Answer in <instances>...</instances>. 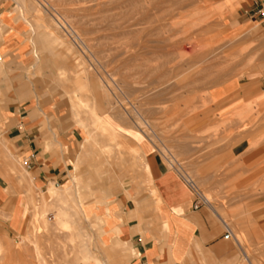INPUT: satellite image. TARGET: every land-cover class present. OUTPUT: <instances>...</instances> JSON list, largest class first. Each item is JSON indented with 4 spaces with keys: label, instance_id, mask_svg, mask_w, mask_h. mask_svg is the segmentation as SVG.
<instances>
[{
    "label": "rangeland",
    "instance_id": "rangeland-1",
    "mask_svg": "<svg viewBox=\"0 0 264 264\" xmlns=\"http://www.w3.org/2000/svg\"><path fill=\"white\" fill-rule=\"evenodd\" d=\"M241 1L14 0L16 12L30 26L36 57L27 80L36 87L40 107L50 104L52 117L75 130L79 140L77 164L66 182L56 185L62 188L58 199L46 197L48 188H30L23 210L14 212L15 230L8 216L0 217V264H37L38 259L69 264L80 242L91 264H135L140 255L133 246L107 247L110 235L103 228L108 223L91 219L89 212L108 200L106 189L95 192L104 179L113 190L127 186L137 196L153 195L145 171L147 153H155L209 200L207 208L227 219L221 211L226 202L214 197L210 187L231 177L237 160L210 152L231 149L238 134L223 122L204 133L199 127L217 122L207 97L211 87L239 78L256 79L264 89V0H244L257 9L256 25L232 30L228 25L236 22ZM93 109L114 129V142L123 145L114 146L108 135L94 130ZM254 115L244 131H261L264 113ZM257 135L255 149L264 146V132ZM261 165L264 161L255 168ZM76 169L81 190L73 182ZM21 170L26 174L23 164ZM229 187L215 192L236 196L238 191ZM75 234L80 238L71 240ZM236 240L252 264H264V245ZM186 264L202 263L192 259Z\"/></svg>",
    "mask_w": 264,
    "mask_h": 264
},
{
    "label": "crops",
    "instance_id": "crops-1",
    "mask_svg": "<svg viewBox=\"0 0 264 264\" xmlns=\"http://www.w3.org/2000/svg\"><path fill=\"white\" fill-rule=\"evenodd\" d=\"M256 10L244 0L239 2L236 22L228 26L232 30L255 26ZM29 33L30 26L16 12L14 0H0V217L8 216L12 230L14 212L23 210L27 189L65 183L78 157L77 132L65 129L52 117L50 104L40 107L36 87L27 80L36 58ZM262 95L264 89L256 79L239 78L207 92L217 122L200 123L199 129L203 128V133L215 130L223 122L230 125V132L238 134L231 141V149L210 152L227 153L228 158L237 160V165L231 166L235 168L232 176L222 185L210 187L214 197L226 202V208H221L226 220L205 205L196 210L195 195L188 183L155 153H147L145 171L153 195L137 196L127 186L113 190L105 179L103 186L101 182L95 186V192L100 187L109 191L108 200L89 212L91 219L108 223L103 228L111 239L107 247L130 243L140 255L135 264H186L192 259L202 264H244L243 257L246 264H252L236 236L247 238L254 246L264 245V165L255 168L264 161V146L252 148L259 144L257 134L264 132V124L254 133L242 127L250 124L254 112L264 113V105L259 102ZM225 186L236 189V196L215 192Z\"/></svg>",
    "mask_w": 264,
    "mask_h": 264
},
{
    "label": "bare ground",
    "instance_id": "bare-ground-1",
    "mask_svg": "<svg viewBox=\"0 0 264 264\" xmlns=\"http://www.w3.org/2000/svg\"><path fill=\"white\" fill-rule=\"evenodd\" d=\"M228 5H230V4H227V6ZM232 6V5H231ZM216 9V8H215ZM199 10V9H198ZM202 11V10H201ZM212 11V10H211ZM210 11V12H211ZM205 18V17H204ZM59 22V21H58ZM60 23V22H59ZM60 25H62V23H60ZM63 27V26H62ZM114 97L118 100V97L114 94ZM256 102H258V101H256ZM259 102L262 104V103H264V95L263 96H261V98L259 99ZM256 103H254V105H255ZM252 105V104H251ZM249 107H251V106H249ZM255 108V107H254ZM110 109V108H109ZM112 110L114 109H116V107H114V108H111ZM249 109V108H248ZM129 110V109H128ZM129 113V112H128ZM127 113V114H128ZM91 120H92V124H93V127H94V130H97L100 134H104V135H108V136H105V137H107L108 138V140H109V143H112V142H114V138H116V137H114V129H112L111 127H110V123L107 121V120H105L104 118L102 119V117L101 116H99V114L97 113V112H95L94 111V109L92 110V113H91ZM141 122V121H140ZM138 123V122H137ZM138 124H140V123H138ZM140 126H142V124H140ZM140 126H139V128H140ZM141 129V128H140ZM94 130H92L91 131V133L90 134H92V137H93V132H94ZM146 132V131H145ZM116 134H117V132H116ZM114 137V138H113ZM119 138V137H118ZM126 141H129V140H127L126 139ZM130 142V141H129ZM115 143V142H114ZM121 143V145H123L122 144V142H120ZM115 144H117V142L115 143ZM120 144H117V145H114V146H116V147H120L121 146ZM122 148V147H121ZM123 148H124V146H123ZM104 149H105V147H104ZM127 149V148H126ZM129 149V148H128ZM138 151V150H137ZM85 152V151H84ZM105 152H106V150H105ZM86 153V152H85ZM87 153H88V151H87ZM81 154V153H80ZM91 154V153H90ZM84 155V154H83ZM111 155V154H110ZM81 157V156H80ZM89 157V156H88ZM77 159V158H76ZM15 160V159H14ZM15 164V163H14ZM77 164V163H76ZM76 171H77V174L73 177V182H74V184H75V186H76V188H78V189H80L81 190V185L82 184H80V180H79V177L81 176L80 174H79V172H78V170L76 169ZM80 175V176H79ZM82 178V177H81ZM80 178V179H81ZM73 185V184H72ZM79 185H80V188H79ZM74 186V187H75ZM197 186V185H196ZM72 188V187H71ZM198 188V187H197ZM48 192H47V195H46V197L47 196H49V197H47L48 199L50 198V201L51 200H53L55 197L57 198L59 195H60V193H61V191H62V188L60 187V186H56L55 184H52L51 186H49L48 187ZM72 190H73V188H72ZM76 190V189H75ZM65 192V191H64ZM73 192V191H72ZM44 195V194H43ZM63 195L65 196V194L63 193ZM68 194H66V196H67ZM65 196V197H66ZM43 197V196H42ZM44 198H45V196H44ZM52 198V199H51ZM70 198V197H69ZM205 199H206V201H207V203L209 204V200L206 198V197H204ZM48 199H46V200H48ZM58 199V198H57ZM42 200H43V198H42ZM55 200V199H54ZM60 200V199H59ZM52 202V201H51ZM43 203H45L44 201H43ZM47 203V202H46ZM45 203V204H46ZM82 205V204H81ZM79 214V213H78ZM33 217H35V216H33ZM37 217H38V215H37ZM63 217H66V218H69L70 216L67 214V212H65V213H63ZM38 219V218H37ZM36 219V221H39V220H37ZM35 220V219H34ZM34 220H33V224H34ZM66 220V219H65ZM63 222V221H62ZM38 223V222H37ZM37 223H35V224H37ZM98 223V222H97ZM59 225H62L63 223H58ZM66 224V223H65ZM35 226V225H34ZM36 227V226H35ZM101 227V226H100ZM42 229V228H41ZM37 230V228H35V231ZM40 230V229H39ZM31 232V231H30ZM38 232V231H37ZM77 233V232H76ZM78 234V233H77ZM115 234H116V236H118V235H120V233H119V231L117 230L116 232H115ZM31 235V234H30ZM80 235V234H79ZM115 236V237H116ZM70 238H71V240H76V239H79L80 237H78L76 234L75 235H71L70 236ZM111 240V239H110ZM1 248V247H0ZM71 252L73 253V255H74V258L71 260V262L69 263V264H78L80 261H83V264H91L89 261H91V257L89 256V251L87 250V248H85V246H84V244L82 243V242H80V244L77 246V247H74L72 250H71ZM38 261H41V260H37V264L38 263H43V262H38ZM32 263V262H31ZM30 263V264H31Z\"/></svg>",
    "mask_w": 264,
    "mask_h": 264
},
{
    "label": "built area",
    "instance_id": "built-area-1",
    "mask_svg": "<svg viewBox=\"0 0 264 264\" xmlns=\"http://www.w3.org/2000/svg\"><path fill=\"white\" fill-rule=\"evenodd\" d=\"M69 33V32H68ZM70 35H72L71 33H69ZM24 166L27 168L28 166V161L24 162ZM188 185L191 187V189L193 190L194 192V195H195V199H196V204L194 206V208L197 210L199 209L202 205H205L207 204V201L205 198H203V196L197 191L195 190L194 187H192L189 183Z\"/></svg>",
    "mask_w": 264,
    "mask_h": 264
}]
</instances>
